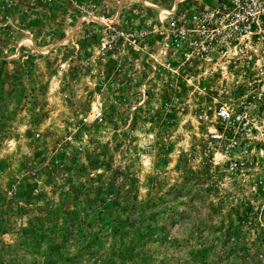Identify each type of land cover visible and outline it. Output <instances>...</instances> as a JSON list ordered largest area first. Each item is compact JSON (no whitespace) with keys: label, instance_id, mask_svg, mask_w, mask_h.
Here are the masks:
<instances>
[{"label":"rangeland","instance_id":"1","mask_svg":"<svg viewBox=\"0 0 264 264\" xmlns=\"http://www.w3.org/2000/svg\"><path fill=\"white\" fill-rule=\"evenodd\" d=\"M227 2L0 0V264H264V140L209 138L253 66L192 21Z\"/></svg>","mask_w":264,"mask_h":264},{"label":"built area","instance_id":"2","mask_svg":"<svg viewBox=\"0 0 264 264\" xmlns=\"http://www.w3.org/2000/svg\"><path fill=\"white\" fill-rule=\"evenodd\" d=\"M192 21L199 33L198 42L202 53H212L219 58L241 59L252 65L244 72L248 85L253 86L254 93H248L242 101H254L253 119L250 115L243 116L225 102L217 106L219 129L209 133L210 141L218 144L227 142V135L232 131L227 149L234 148L240 134L233 125L253 128L264 140V0H228L226 5L212 11L201 10L192 15ZM185 32L184 29H181ZM240 65V64H238ZM228 126L230 129H228ZM238 166L235 159L230 167Z\"/></svg>","mask_w":264,"mask_h":264}]
</instances>
